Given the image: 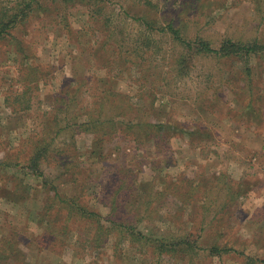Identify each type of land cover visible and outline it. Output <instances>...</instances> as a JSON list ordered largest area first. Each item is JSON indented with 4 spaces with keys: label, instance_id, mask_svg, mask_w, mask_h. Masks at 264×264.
Masks as SVG:
<instances>
[{
    "label": "rangeland",
    "instance_id": "374dc122",
    "mask_svg": "<svg viewBox=\"0 0 264 264\" xmlns=\"http://www.w3.org/2000/svg\"><path fill=\"white\" fill-rule=\"evenodd\" d=\"M28 2L29 15L0 37V264H264V53L249 58V71L242 59L198 56L180 75L183 46L160 30L172 19L214 46L226 36L264 39V0H0V15ZM143 15L157 29L136 18ZM247 74L256 98L232 90ZM104 95L168 123L169 136L141 144L118 132L95 141L93 132L66 126L61 98H75L72 111L86 120ZM58 127L43 175H27V152L36 147L29 138L48 143ZM123 174L127 188L113 206L108 194ZM189 179L198 186L185 193ZM53 185L100 217L78 210L66 222ZM151 193L161 208L136 221V204ZM111 219L159 238L192 232L201 244L243 254L141 256Z\"/></svg>",
    "mask_w": 264,
    "mask_h": 264
},
{
    "label": "trees",
    "instance_id": "16d2710c",
    "mask_svg": "<svg viewBox=\"0 0 264 264\" xmlns=\"http://www.w3.org/2000/svg\"><path fill=\"white\" fill-rule=\"evenodd\" d=\"M79 1L83 3L85 2L87 4H93L102 2L103 0ZM30 3L31 2L25 4L23 8H20V5H16L15 8H19V11H15L12 14H7L9 11H4L0 15V37L4 33L8 32L7 28L9 26L16 22H19L22 17L25 18L29 15V12L33 9L30 6ZM194 7L195 5H192L191 8L194 9ZM8 16H10L8 21L3 20V17ZM136 18L139 19L148 28L153 29L156 27V19L154 18H150L146 15ZM179 23V21L175 23L172 19L166 20V23L160 27V30L169 32L172 37L183 46V51L175 59V62L178 65L176 71L179 72L180 75H185L189 70L192 69L194 60L198 56H215L218 57L221 62H224L227 58L231 57L242 59L245 61L246 70L249 71L251 68L248 63L249 58L252 55H260L264 53V39L259 37L258 35L254 36L250 40H244L240 37L232 38L226 36L225 38L220 39L217 46H214L210 39L200 35L199 33H196L193 36L184 34V29ZM248 75L249 74L243 76L244 78H242L243 81H245L244 79H246V82H244V84L243 81H241L239 83L241 85L238 84V86H236L237 88L233 85L234 87H232V90H237V92H239V90L246 89L248 90V92H251V98H256L255 94L253 93L254 89L252 80L249 79L250 77ZM112 90L103 91V93H107ZM62 101L63 105H65L66 107H59V110L63 114L62 119L66 121V126L77 125L83 130L93 132L95 141H100L103 139L106 140L108 139V136H114V134L118 132L133 137V140L135 142L141 144L147 143L149 141H154L155 144H158L164 141L167 135L169 136L168 133L171 127L168 126V123L162 121L155 122L152 119H147L145 116H143L144 114H140L139 109H135L133 112L132 110L134 107H132L130 101H126V103H124L125 106H123L124 104H120L121 99L116 98V95H112L111 98H108L106 97V95H104L102 98L94 99L90 106L92 108V111L90 110V112H84L86 120H78L76 112L72 111V107L78 105L77 103H75V98H61V102ZM59 105L62 104L60 103ZM90 107L89 109H91ZM77 108L78 107H75L74 109ZM115 115L117 116V119L115 118ZM53 120H56V116L55 118H53ZM57 123L59 122L55 121V124ZM62 131V127H58L56 130H54V134L50 136V140L48 139V143L45 142V139H42L44 137L40 136V134L38 136L37 134H35L31 138H29L30 142L33 145L36 144V147L32 148L31 146V151L28 150L27 152L29 153L28 157L30 161L29 166H25V168H28V170H24L27 175H31L34 177L43 175V171L40 167L41 160L44 156L47 155L48 151L53 150V140L59 137ZM70 139L72 141L73 137L71 136ZM61 160L65 162L64 165H68L69 161H67L66 158L61 157ZM15 165H18V163H15ZM154 169L155 171H157L156 168ZM126 178V174H123V176H119L117 182L113 183L111 186L114 188H112L113 191L110 192L108 196H111L110 202L113 206L116 205V202L119 199H121V195H124L121 193V191H123L122 189L127 188V183L125 184ZM74 179H76V177ZM194 182L195 181L193 179L188 180L189 190L185 193H189L190 191L195 190V187H197L198 184H194ZM52 191L53 194L51 195L57 197L59 203L63 204L60 206V208L56 209H66L62 210L65 211L67 215V218L65 219L66 222H69L71 220L70 215L76 216L75 212H77L78 210H80L81 214L84 215L94 216L96 218L100 217V213H97L96 211L83 206V203L80 201V197L74 196L71 199H66V196H63L59 188L54 185L52 186ZM118 192L120 193L118 194ZM128 194H130V192ZM159 194H161V192H158L157 195ZM151 197L147 198V200H139V203L136 204L133 211V216L136 221L142 220L147 216L150 217L152 213H156V211H158V208H161L162 204L161 202H159L160 200H158L154 196V194H152ZM54 212L56 215L58 214L56 210ZM53 219L54 222L55 220H57L56 217ZM110 223L112 226L116 224L122 226V230L124 231L123 233L127 234L126 237H128V241L131 242V244L136 245V250L137 252L141 253V256L142 254L147 255L146 253H148L156 256L158 259L159 257L161 259L164 257L173 259L176 257H180L182 259L191 261L200 253L210 257H212L213 255L221 257L223 254L232 252L239 255L243 254L242 249L236 248L234 246L219 245L215 243H211L210 245L201 244L198 240L199 237H195L192 232L188 231H185L181 236L176 235L171 238H159L151 236L150 234L148 235L144 231L136 229L134 226L135 224L131 222H122L118 219H111ZM100 228H102L101 225H99V229L97 230V233L99 231V236L102 235V231L100 230ZM109 234L110 231H108L104 235V237ZM94 236L96 238H99L96 234V230L94 232Z\"/></svg>",
    "mask_w": 264,
    "mask_h": 264
}]
</instances>
